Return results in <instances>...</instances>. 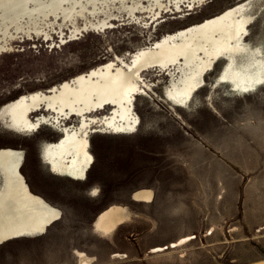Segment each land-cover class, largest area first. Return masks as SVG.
<instances>
[{
	"label": "rangeland",
	"instance_id": "374dc122",
	"mask_svg": "<svg viewBox=\"0 0 264 264\" xmlns=\"http://www.w3.org/2000/svg\"><path fill=\"white\" fill-rule=\"evenodd\" d=\"M241 1L193 0L191 8L188 0L172 1L169 5L180 11L161 10L157 18L134 12L137 19L114 10L117 19L111 27L70 37L74 27H83L79 19L74 26H52L46 37L16 39L10 44L15 51L0 54V111L115 57L129 62L164 34L210 19ZM262 2L245 42L260 46L264 55ZM179 44L191 48L187 40ZM224 62L216 61L206 73V84L180 104L166 93L171 84L167 72L179 75L175 67L142 72L133 100L136 128L117 133L94 128L89 136L93 163L84 180L54 174L43 157L47 144L61 135L50 111L28 113L30 122L48 117L36 129L28 121L17 126L12 112H6L5 121L0 117V149L24 151L20 171L30 190L62 214L41 237L1 244L0 264H78L76 251L91 257L89 264L264 260V81L248 91L233 90L216 81ZM76 122L70 117L65 124ZM139 190H152V201H132L131 194ZM112 205L127 206L134 217L103 236L93 222ZM181 237L191 239L182 249L168 247Z\"/></svg>",
	"mask_w": 264,
	"mask_h": 264
},
{
	"label": "bare ground",
	"instance_id": "6f19581e",
	"mask_svg": "<svg viewBox=\"0 0 264 264\" xmlns=\"http://www.w3.org/2000/svg\"><path fill=\"white\" fill-rule=\"evenodd\" d=\"M172 1L180 0H0V54L12 50L10 44L16 39L46 37L45 30L52 26L67 23L74 26L79 19L83 21V27H74L70 37L86 30L111 27L110 22L117 19L112 14L114 10L137 19L140 18L135 16L136 12L157 18L161 10L180 11L179 6L172 8L169 5ZM203 1L199 0V4ZM188 2L191 8L193 0ZM260 2L262 0L241 1L225 8L221 14L164 36L153 47L134 54L130 63L121 60L123 63L117 66L109 62L53 88L50 94L37 92L22 96L2 108L0 117L5 121L6 112H12L17 126H27L24 123L28 121V126L34 129L41 120H49L41 116L36 124L29 121L28 113L40 104L54 111L57 121L72 112L84 116V113L112 104V114L103 119V125L115 133L130 132L137 126L133 100L142 72L175 67L179 77L173 79V85L167 91L168 97L180 104L189 101L196 89L205 85L204 74L211 71L220 59L225 62L216 81L229 83L233 90H251L264 81V55L260 46L250 49L244 38L249 33V24L262 9H255ZM182 40L188 41L190 50H184V45L179 44ZM88 124L82 122L78 128L68 130L61 128L64 136L44 148L43 157L54 173L84 179L83 173L93 161L89 151L91 130ZM23 155V150L0 149V171L6 176L0 180V245L15 238L41 237L59 218L60 209L30 191L20 173L21 168L17 173V166L21 163L23 166ZM149 190L135 191L132 199L149 202L153 192ZM133 217L127 206L112 205L97 216L93 229L103 236L111 234L122 224L131 222ZM190 239L181 237L168 247L182 249ZM76 253L78 264H89L92 260L79 251Z\"/></svg>",
	"mask_w": 264,
	"mask_h": 264
},
{
	"label": "flooded vegetation",
	"instance_id": "af4514ba",
	"mask_svg": "<svg viewBox=\"0 0 264 264\" xmlns=\"http://www.w3.org/2000/svg\"><path fill=\"white\" fill-rule=\"evenodd\" d=\"M204 21V20H203ZM253 23V22H252ZM251 23V24H252ZM251 24H249V27H250V25ZM189 27V26H188ZM185 29V28H184ZM181 30V29H180ZM178 32V31H177ZM169 34H171V33H169ZM169 34H164L163 35V37L164 36H167V35H169ZM173 34V33H172ZM250 34V29H249V33H248V35ZM248 35H246L245 36V38H244V41L246 40V38H247V36ZM162 37V38H163ZM162 38H160L159 40L161 41L162 40ZM158 40V42H156V43H159L160 41ZM47 41H49V40H46V42ZM33 42H35V41H33ZM248 43V42H247ZM248 45H249V47H250V49H253V46H251L250 45V43H248ZM15 46H13V48H14ZM16 49L14 48L11 52H13V51H15ZM124 61L122 58H119V57H115L114 59H112V60H110V61H108L107 63H104V64H100L99 66H96V67H93V68H90V69H88V70H86V72L84 71V72H81V73H78V74H75V75H73V76H71V77H69L68 78V80H64V81H62V83L60 82V83H58V84H55V85H53V87H51V88H49L47 91H45V92H41V93H45V94H50V93H52V91H53V88H55V87H58V86H61L62 84H64V83H68V82H71V81H73L75 78H77V77H79V76H84L83 74H88V73H90L92 70H96V69H98V67L100 68V66H103V65H106V64H110V63H113V64H115V65H117V66H120L123 62L122 61ZM224 60V59H223ZM128 61L129 62H127V61H125V62H127V63H130L131 61H130V59H128ZM110 62V63H109ZM215 65V64H214ZM224 65V64H223ZM223 65H222V67H223ZM221 67V68H222ZM163 72V71H162ZM167 74L169 75V76H171V84H170V86H169V88H171L172 87V85H173V79L174 80H176L178 77L177 76H175L174 75V73L172 72L171 73V71H168L167 72ZM206 73L204 74V79H205V84H206ZM74 78V79H73ZM142 86H144V87H147L148 88V86H146L145 84L143 85L142 84ZM168 89V88H167ZM167 89H166V93H167V97H168V91H167ZM197 90V89H196ZM33 94H35V93H33ZM28 95H30V94H28ZM28 95H25V96H28ZM193 96V95H192ZM169 98V100H171L172 102H174L172 99H171V97H168ZM192 98V97H191ZM175 103V102H174ZM106 107H108L109 109V112L108 113H103L102 111H103V109L104 108H106ZM113 108V106H112V104H105V105H103V106H101V108H97L95 111L93 110V111H89V112H87V113H84V116H80V115H77V114H75L74 112H72V113H70L68 116H66V117H63L62 118V120H60V121H57V119L56 118H54L55 120H56V123H55V125H56V127H58L59 129H60V131H61V135L52 143V144H54L55 142H57L62 136H64V134H65V132L63 131V130H61V128H65V129H74V128H78L79 126H80V124L82 123V122H84V123H89L88 124V126L90 127V130H91V132L92 131H94L95 129L94 128H99V129H101V128H103V129H106L105 128V126L103 125V119L105 118V117H108V116H110L111 114H112V109ZM45 110V111H50V113H51V115H52V118L53 117H55V113H54V111H51L49 108H45V106L44 105H42V104H40V105H38V107L35 109V110H33V111H31V112H35V111H37V110ZM54 113V114H53ZM73 115V116H72ZM39 117H41V116H38V118ZM70 117H76L77 118V122L76 123H70L69 125H67V124H65V122L70 118ZM81 117H83V118H81ZM37 118V119H38ZM36 119V120H37ZM87 119V120H86ZM36 120H35V122H34V124H36ZM87 121V122H86ZM73 127V128H72ZM37 128V126L34 128V129H36ZM64 132V133H63ZM88 142H89V138H88ZM89 147H90V142H89ZM89 151H90V149H89ZM24 157H25V153H24V155H23ZM92 156V155H91ZM24 161H25V159H24ZM92 163H93V161H92ZM92 163L90 164V166L88 167V168H86V170L84 171V179L86 178V176H87V171L90 169V167H91V165H92ZM49 165V164H48ZM49 167H50V165H49ZM50 169H51V167H50ZM51 171H52V169H51ZM53 172V171H52ZM20 173H21V171H20ZM54 173V172H53ZM56 174H59V173H57V172H55ZM54 173V174H55ZM22 175V174H21ZM60 175H62V174H60ZM68 177V176H67ZM71 178H73V177H71ZM73 179H75V180H84V179H76V178H73ZM30 189V188H29ZM31 191V190H30ZM33 192V191H32ZM34 193V192H33ZM135 193V192H134ZM133 193V194H134ZM36 194V193H35ZM133 194H131V200L132 201H134L133 199H132V195ZM152 198H154V194H153V192H152V197H151V199H150V201L149 202H143V201H137V200H135L136 202H142V203H150L151 201H152ZM47 201V200H46ZM134 201V202H135ZM48 202V201H47ZM49 203V202H48ZM55 207V206H54ZM130 209V208H129ZM125 224V223H124ZM15 239H19V238H15ZM11 240H13V239H11Z\"/></svg>",
	"mask_w": 264,
	"mask_h": 264
},
{
	"label": "water",
	"instance_id": "95a60500",
	"mask_svg": "<svg viewBox=\"0 0 264 264\" xmlns=\"http://www.w3.org/2000/svg\"><path fill=\"white\" fill-rule=\"evenodd\" d=\"M21 165H22V163L17 166V168H16L17 173H18L19 169L21 168ZM1 177L4 178L6 176H5V173L4 172H1L0 171V180H1ZM60 216H61V210L59 211V217ZM248 264H264V260H259V261H255V262H249Z\"/></svg>",
	"mask_w": 264,
	"mask_h": 264
}]
</instances>
